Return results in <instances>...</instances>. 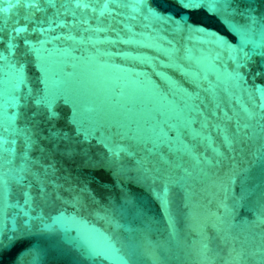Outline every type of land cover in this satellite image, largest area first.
Instances as JSON below:
<instances>
[{"label":"water","instance_id":"obj_1","mask_svg":"<svg viewBox=\"0 0 264 264\" xmlns=\"http://www.w3.org/2000/svg\"><path fill=\"white\" fill-rule=\"evenodd\" d=\"M104 6L0 0V264H264V0Z\"/></svg>","mask_w":264,"mask_h":264},{"label":"snow or ice","instance_id":"obj_2","mask_svg":"<svg viewBox=\"0 0 264 264\" xmlns=\"http://www.w3.org/2000/svg\"><path fill=\"white\" fill-rule=\"evenodd\" d=\"M23 2L29 3V4H36L38 2V0H23ZM47 2L51 4V3H54V0H47ZM66 2L74 3L77 6L83 5V6L87 7V4L90 2V0H66ZM99 2L103 3L105 5L104 8L99 13L100 16H104L106 13H110V9L107 7V5L109 3L117 2V0H99ZM195 2H197V0H193V3H195ZM93 11H95V9H93ZM221 23H225V22L221 21ZM225 26L228 27V25L226 23H225ZM15 31H16L17 35H19V34L23 33L24 31H26V29H16ZM215 38L218 39L220 41V43H224V41L221 38H219V37H215ZM47 111H48V115H49L50 119L56 117V113L51 108H48ZM27 203H28V200L26 197L25 206H27Z\"/></svg>","mask_w":264,"mask_h":264}]
</instances>
